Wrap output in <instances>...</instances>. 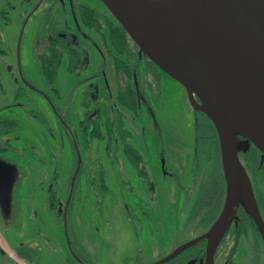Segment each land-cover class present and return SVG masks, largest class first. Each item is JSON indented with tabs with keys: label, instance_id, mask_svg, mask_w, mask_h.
Masks as SVG:
<instances>
[{
	"label": "rangeland",
	"instance_id": "374dc122",
	"mask_svg": "<svg viewBox=\"0 0 264 264\" xmlns=\"http://www.w3.org/2000/svg\"><path fill=\"white\" fill-rule=\"evenodd\" d=\"M35 1L9 0L8 5V0H0V10L6 9L8 16V20H2L0 30L5 50L0 54V115L9 107V113L18 121L17 129L7 134L14 148L1 155L7 168L0 174V264H83L71 247L66 224L48 207L45 186L53 184V178H57L55 185L62 208L72 200V227L83 254L92 264H122L121 259L126 256L138 264L139 257L169 254L180 241L205 232L212 223L203 226L196 220L187 224L190 206L183 205L184 189L192 178L194 110H198L185 87L165 74L153 96L143 95L147 104L142 102L137 114L122 107L116 100L118 85L110 47L89 29L87 32L105 58L103 74L96 75L90 83L96 88L105 84L109 102L100 100L95 90L87 88L89 81L78 83L92 75L100 61L90 45L83 74L69 73L64 56L55 80L56 91L49 89L35 48L42 7L36 8L25 24V16ZM64 1L68 22L76 29L69 0ZM79 1L106 10L100 0ZM103 30L106 36L105 25ZM23 72L36 90H26L14 99ZM87 109L95 111L101 134L88 142L78 126ZM57 112L68 119L76 132L75 137L71 135L74 147L67 135L71 128L62 126ZM118 112L131 133V144L143 157L151 176L150 187H145V181L124 155L118 135ZM238 141L244 145L240 159L249 178L252 150L247 149L249 142L243 137L239 136ZM73 154L77 157L75 172ZM98 164L104 169L107 187L100 204L96 203L89 182ZM255 178L257 190L263 191V179L258 175ZM249 181L251 184L250 178ZM132 209L135 215L128 219L127 212ZM23 245L35 249L33 261L16 254L15 248Z\"/></svg>",
	"mask_w": 264,
	"mask_h": 264
},
{
	"label": "trees",
	"instance_id": "16d2710c",
	"mask_svg": "<svg viewBox=\"0 0 264 264\" xmlns=\"http://www.w3.org/2000/svg\"><path fill=\"white\" fill-rule=\"evenodd\" d=\"M44 1L47 3L48 7L37 33V52L40 69L45 78L47 87L56 91L55 80L64 55L67 56L68 72L76 76H81L83 74L87 65V47L85 43L93 45L102 56L98 47L88 36L87 30L92 29L102 36L105 25L109 36V41L106 45L110 47V51L112 52L113 66L118 85L116 100L122 107L137 114L139 103L142 99L141 97L144 94H148L149 97L153 96L159 89L162 77H164L163 75H165V73L140 51L139 47L132 41L123 27L108 10L99 11L86 4L78 1L74 2L72 0L73 14L83 37V40H81L78 35L76 37L74 31L67 23L63 1ZM102 37L104 38V35ZM104 64L105 61L102 57L95 73H100L103 70ZM95 73L89 77L81 78L78 83L83 84L84 81L86 82L88 79H92ZM98 98L109 102L110 98L105 85L99 87ZM194 117V149L191 159L192 178L190 184L184 189L183 205L190 206L186 223L191 224L197 220V224L204 226L210 225L220 213L227 194V183L222 163L220 139L215 125L212 120L199 109L194 110ZM66 118H68V115ZM58 119L61 124H63L62 126L66 128L69 126L71 128L67 135L74 147L71 135L75 137L76 132H74L73 128L70 126L71 124L68 122V119H65V116L60 115ZM17 122L15 118H0V132L16 130ZM78 126L82 138L87 142L91 139L101 137L100 124L94 117V113L90 112L88 109L79 120ZM118 135L125 157L133 167L137 169L138 174L146 183L145 187H150L149 183L151 176L146 171L141 153L131 144V133L124 126L123 117L119 112ZM107 147L110 152V141ZM247 149L252 150V154L250 155L252 169L249 173V178L253 187L254 198L264 220V190L259 191L255 186V175L260 176L264 182V164H261L258 160L260 152L252 143H249ZM76 165L77 157L73 154V172H75ZM79 173L80 167L75 178L74 186H76L75 184L79 178ZM94 175L90 177L89 182L97 198L96 203L100 204L102 197L107 191L105 173L101 164H98L94 171ZM53 180V184L48 187L45 186L47 204L50 211L55 212L58 218L63 222L62 216L66 203L62 208L58 190L55 185L57 178H53ZM60 208L61 210L59 211ZM71 214L72 200L68 202L66 209L67 234L70 238L71 247L79 253L77 256L84 260L85 255L83 253H85V251L79 243L77 233L72 227ZM127 214L129 217L128 219L134 217V209H132L130 213L128 210ZM216 249L226 254H234V258L235 254L243 250L246 254H250L251 256V262H247L248 264H264L263 235L243 203L240 202L236 206L235 217L231 220L229 226L220 238ZM15 252L16 254H24L21 258H26L30 261H33L36 257L35 249L27 245L16 247ZM1 255L2 254H0V256Z\"/></svg>",
	"mask_w": 264,
	"mask_h": 264
},
{
	"label": "water",
	"instance_id": "95a60500",
	"mask_svg": "<svg viewBox=\"0 0 264 264\" xmlns=\"http://www.w3.org/2000/svg\"><path fill=\"white\" fill-rule=\"evenodd\" d=\"M215 1L220 10V18L214 28L215 44L191 49L193 47L183 46L182 42L168 37L167 34L142 30L138 17L129 5V0H101L140 51L166 75L171 76L187 91L192 92L196 99V104H193L203 107L202 109L197 108L212 120L219 135L224 174L226 171L223 144L233 171L234 182L239 184V182L245 183L248 175L239 156V151L244 148V145L238 141V137H243L252 143L264 158V113L260 108L264 99V61L243 41L236 26L234 9L237 8L242 12L248 21L263 33L264 13L250 14L239 0ZM180 62L206 67L214 66L257 84L258 89L252 103L242 108L219 103L215 98L213 88L194 73L181 68ZM225 178L227 194L224 204L205 233L208 264H213V254L222 237L215 241L218 225L232 209L236 210L240 202L246 206L264 238V220L256 200L255 206H250L243 200L241 193L234 192L230 195L226 174Z\"/></svg>",
	"mask_w": 264,
	"mask_h": 264
},
{
	"label": "bare ground",
	"instance_id": "6f19581e",
	"mask_svg": "<svg viewBox=\"0 0 264 264\" xmlns=\"http://www.w3.org/2000/svg\"><path fill=\"white\" fill-rule=\"evenodd\" d=\"M242 6L253 15L264 13V0H239ZM129 5L139 19L140 28L146 32L167 34L168 37L182 42L183 46L201 48L215 44V24L220 18V10L215 0H129ZM237 29L247 44L264 61V33L252 25L237 8L234 9ZM181 68L188 70L210 85L216 100L224 105L246 107L255 96L258 85L246 81L244 77L211 66H199L180 62ZM189 99L196 104L191 91H187ZM203 108L201 105H196ZM264 113V99L260 104ZM224 148L225 171L228 182V193H241L243 200L255 206V198L248 177L245 183L234 182L233 171L227 151ZM235 214L232 209L220 222L215 232L217 241ZM195 238L192 242L198 240Z\"/></svg>",
	"mask_w": 264,
	"mask_h": 264
},
{
	"label": "flooded vegetation",
	"instance_id": "af4514ba",
	"mask_svg": "<svg viewBox=\"0 0 264 264\" xmlns=\"http://www.w3.org/2000/svg\"><path fill=\"white\" fill-rule=\"evenodd\" d=\"M62 1H63V5L65 7V10H66V19H67L68 25L72 28V30L74 31V34L76 35V37L78 35L79 38L81 40H83L82 34H81V32L79 30V27H78L77 20L75 19V16L73 14L72 0H69V12H70L72 18L75 21L76 29L73 28L74 26L69 24L68 18H67V8H66V5H65V1L64 0H62ZM78 2L86 4L83 1H79L78 0ZM9 3L10 2L8 0L7 4L10 5ZM38 7H42V9L44 10L43 11V15H42L41 20H40V24H41V21H42L44 15L46 13V10H47V7H48L47 3H45L44 0H36L35 1L33 6L31 7V10H29L28 15L25 16V24L28 21V18L30 16V14ZM89 7H91V6H89ZM91 8H94V7H91ZM94 9H97L99 11H103V10H100L99 8H94ZM6 12L7 11L4 8L0 10V30H1V22H2V20H8V16L5 15ZM40 24L38 26V29H37V32H36V35H35V48H36V51H37V44H38L37 33L39 31ZM87 34L91 38L93 43L98 47V49L101 52L102 56L98 53V51L96 50V48L93 45L85 43V45L87 47V54H88V52L90 50L87 45H90L98 53V55L100 57V61L102 60V57H103V59H105L104 55H103V52L101 51L99 45L92 38L91 34H89L88 32H87ZM98 35L101 38H103L102 36L104 35L103 40H106L105 44L106 43L108 44V41H109L108 31H107V35L106 36L104 34V30H103V35L102 36L99 33H98ZM4 52H5L4 43H3L2 35H1V32H0V54L4 53ZM64 56L67 59V56L66 55H64ZM37 57H38V52H37ZM86 60H87V55H86ZM96 61H98V57L97 56H96ZM100 61L96 63L97 66H99ZM97 69H98V67H97ZM97 69H96V71H97ZM0 71H1V68H0ZM23 74L24 75H22V77H21V84L18 85V88L16 90V94H15L14 99H16L21 94H25L26 90H28V91L36 90L35 84L30 80L29 77H27L25 72H23ZM102 74H103V70L100 73H95V76L96 75H100L101 76ZM90 80L88 79L89 83H90ZM16 82L18 83V81H16ZM102 85H105V84H101V85H99V87H101ZM94 87L95 86L92 85L91 83H90V85L88 84V86H87V88L96 91V96L98 98V89H99V87H97V88L96 87L94 88ZM141 98L142 99L140 100L139 106L141 105L142 102L147 104V101L144 99V96H142ZM86 105H88V102L86 103ZM86 108H87V106H86ZM6 109H8V111L3 113V114H1L0 118H2V117H7L9 119L15 118L14 116H12L11 113H9L11 109L9 107H7ZM55 110H56V108H55ZM93 113H95V111ZM13 131H15V130H8V131L0 132V174L7 168V165L1 160V155L3 153H5V152L9 151L11 148H14V146H13L11 140H10V137L7 135L8 133H11ZM241 154L242 153H239V156ZM260 163L264 164V158L261 156V153H260ZM67 206H68V201L66 202V206H65V208L63 210V216L62 217H63V223L64 224H66V217L65 216H66ZM60 210H61V208L59 209V211ZM208 228H207V230H208ZM207 230H205V232L197 235V237H200V238L198 240L194 241V242H192V240H194L197 237H195L193 239H190V240H187V241H182V242L180 241V243L169 254L157 255L156 258H151V256L139 257L138 258L139 259L138 260L139 261L138 264L139 263L140 264H208L209 263L208 262V254L206 252L207 240H206V236H205V233H206ZM233 256H234V254H226L223 251H218L216 249L214 254H213V264H239V263L240 264H243V263L244 264H248L249 261L251 262L250 254H235V258ZM79 259L81 260V262L83 264H92L91 261L88 259L87 255H85V259L86 260L85 259L82 260L81 258H79ZM121 261H122V264H134L135 263L134 258L131 257V256H128V257L126 256V257L122 258Z\"/></svg>",
	"mask_w": 264,
	"mask_h": 264
}]
</instances>
